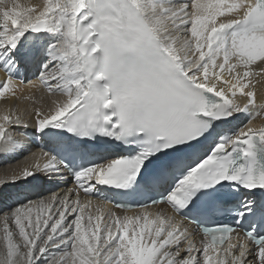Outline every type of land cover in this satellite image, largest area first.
Returning a JSON list of instances; mask_svg holds the SVG:
<instances>
[{"label":"snow or ice","instance_id":"6c2138e0","mask_svg":"<svg viewBox=\"0 0 264 264\" xmlns=\"http://www.w3.org/2000/svg\"><path fill=\"white\" fill-rule=\"evenodd\" d=\"M0 72V264H264V0H0Z\"/></svg>","mask_w":264,"mask_h":264},{"label":"bare ground","instance_id":"6f19581e","mask_svg":"<svg viewBox=\"0 0 264 264\" xmlns=\"http://www.w3.org/2000/svg\"><path fill=\"white\" fill-rule=\"evenodd\" d=\"M43 2V0H20V3L21 4H25V5H29V6H31V5H33V4H36V3H42ZM31 77V75H29V77H28V79ZM3 78H4V76L2 75V72H0V80H3ZM35 79V77L33 78V80ZM258 79H260V78H258ZM255 86H257V84L255 85ZM23 89H26V91H27V93H29L31 96H32V93H33V96H34V94H36V93H38L39 95L41 94V90L39 89V87H37L36 89H32L31 88V86L30 85H24V87H23ZM31 92V93H30ZM259 93H260V98H261V102L262 103H264V93H262V91L261 90H259ZM45 95V94H44ZM15 102H17V100L16 101H12V100H9L8 101V104H7V107H11V108H14V104H15ZM18 102H21V103H26V105L29 107L30 106V104H29V102L28 101H18ZM24 104H22V106L24 105ZM16 105H17V103H16ZM25 105V106H26ZM19 106V105H18ZM5 107H6V105L3 103V101H0V111H3L4 109H5ZM22 109V108H21ZM26 115H28V113H26ZM29 116V115H28ZM32 152H35L36 153V155H39V152H40V149H36V150H32ZM41 163H42V161H41ZM11 170L13 169V168H16V171H17V167H15L14 165L13 166H11V167H9ZM0 180H4L3 178L2 179H0ZM60 186H53V188H52V190H50V191H52V192H63L64 191V187L63 186H61L60 187V190H57L56 191V188H59ZM8 189L6 188L5 189V191H7ZM45 194H48V191H46V193ZM0 206H2V205H0ZM132 214V213H131Z\"/></svg>","mask_w":264,"mask_h":264},{"label":"rangeland","instance_id":"374dc122","mask_svg":"<svg viewBox=\"0 0 264 264\" xmlns=\"http://www.w3.org/2000/svg\"><path fill=\"white\" fill-rule=\"evenodd\" d=\"M16 103H17V105H16ZM262 103V102H261ZM22 104H24V103H21V102H15V104H14V110L16 109V108H19L21 111H24V112H26V113H28V115L30 116V111H29V107L26 105V103L22 106ZM262 104H264V103H262ZM19 105V106H18ZM26 105V106H25ZM22 108V109H21ZM28 115H25V116H28ZM28 116V117H29ZM264 119V118H263Z\"/></svg>","mask_w":264,"mask_h":264}]
</instances>
